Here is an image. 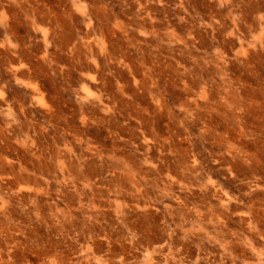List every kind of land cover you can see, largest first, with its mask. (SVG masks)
Returning <instances> with one entry per match:
<instances>
[{"label": "rangeland", "instance_id": "rangeland-1", "mask_svg": "<svg viewBox=\"0 0 264 264\" xmlns=\"http://www.w3.org/2000/svg\"><path fill=\"white\" fill-rule=\"evenodd\" d=\"M0 264H264V0H0Z\"/></svg>", "mask_w": 264, "mask_h": 264}]
</instances>
